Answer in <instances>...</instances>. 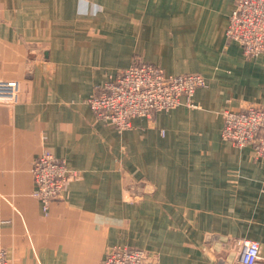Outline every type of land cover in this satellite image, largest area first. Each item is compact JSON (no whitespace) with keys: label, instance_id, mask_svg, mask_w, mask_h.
Listing matches in <instances>:
<instances>
[{"label":"crops","instance_id":"crops-1","mask_svg":"<svg viewBox=\"0 0 264 264\" xmlns=\"http://www.w3.org/2000/svg\"><path fill=\"white\" fill-rule=\"evenodd\" d=\"M236 0H0V249L8 264H101L114 248L158 264H238L215 239L260 244L264 159L222 139L223 112L264 105V53L227 38ZM141 59L199 74L193 99L119 131L88 99ZM185 101V100H183ZM48 151L80 173L48 215L32 167Z\"/></svg>","mask_w":264,"mask_h":264},{"label":"built area","instance_id":"built-area-1","mask_svg":"<svg viewBox=\"0 0 264 264\" xmlns=\"http://www.w3.org/2000/svg\"><path fill=\"white\" fill-rule=\"evenodd\" d=\"M227 38L238 42L247 58L264 53V0H236L227 30ZM207 86L199 74L167 75L141 59L120 70L88 99L96 118L119 131L133 127L137 118H152L182 105L195 107L196 92ZM185 100V101H183ZM20 101V84L16 79L0 80V104L15 106ZM222 139L236 148L252 147L255 159H264V105L246 103L223 112ZM32 175L34 197L48 215L51 205L59 201L68 183L80 173L68 168L64 160L44 151L34 161ZM217 244L236 254L238 264H259L260 244L247 238L215 239ZM0 264H8V252L0 249ZM101 264H158L155 257L141 249L114 248Z\"/></svg>","mask_w":264,"mask_h":264}]
</instances>
